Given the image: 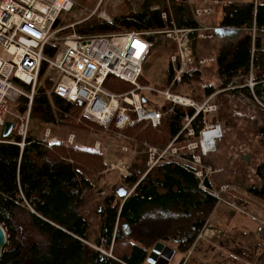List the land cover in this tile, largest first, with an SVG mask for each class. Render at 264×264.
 <instances>
[{"label": "trees", "instance_id": "obj_1", "mask_svg": "<svg viewBox=\"0 0 264 264\" xmlns=\"http://www.w3.org/2000/svg\"><path fill=\"white\" fill-rule=\"evenodd\" d=\"M212 1L170 0L166 20L161 18L159 11L145 10L117 18L112 24L90 19L76 26L74 32L80 36L107 35L120 30L149 33L145 38L150 49L142 63V67L149 68L154 59L151 57L158 55V35H161L158 32L172 27L197 29L200 18L210 28L242 30V36L228 49L209 44L215 37L222 36L220 31L216 30L211 40L190 34V49L195 61L171 89L180 93L184 87L196 85L192 86L193 91H183V94L198 104L219 91L217 115L198 113L189 128L197 136L205 123H218L223 136L217 143L225 164L236 157L238 150L251 149L253 142V151L249 153L254 157L260 154L262 159L244 172V183L237 189L264 204V49L260 38L264 34V0H217L215 5ZM204 7H210L211 14L194 19L193 11ZM210 18L214 26L206 22ZM57 25L58 21L54 27ZM55 49L48 47L45 53L53 55ZM162 53L165 54L159 52ZM200 59L212 61L200 65ZM173 76L172 65L167 60L165 85L158 88L166 89ZM246 76H251V89L245 86ZM210 81L216 83V87L200 88L203 82L207 85ZM138 82L147 87L142 74ZM103 87L116 94L132 90L130 84L112 75L106 77ZM49 89L50 83L44 80L33 95L29 116L34 124H58L77 130L100 129L81 116L84 104H72L55 96L48 99ZM163 103L169 107L168 103ZM27 104V99L20 98L12 106V112L25 115ZM238 105L243 106V111L238 110ZM194 113L193 109L176 106L161 118L159 125H128L122 133L139 143L147 142L156 147L166 146L176 136L179 141H185V131H181L183 116ZM235 129H239L238 133H234ZM11 139L15 143H0V226L6 234L0 264H148V255L157 242L174 250L179 257L175 264H209L196 258L197 250L192 247L217 201L198 188L199 181L187 170L173 163H163L146 173L145 160L132 162L128 175L118 180L128 196L126 199L118 196L121 188L111 189L101 198L93 196L99 209L92 222L84 208L85 193L92 192L93 183L106 180L102 154L76 145H49L29 135L20 148L16 144L20 139L15 134L4 140ZM249 153L242 154L241 160ZM211 164L217 167L215 162ZM221 174L222 171L214 174L210 182L229 184L230 180L227 182ZM204 185L210 186L207 181ZM229 198L247 208L246 202ZM23 213L27 214L30 227L42 237L41 242H24L19 237L16 221ZM259 229L264 232V227ZM259 237L264 238V233ZM224 244L220 241V247L224 248ZM190 250L192 253L187 257ZM249 251L237 244L230 250L233 256L219 252L217 264H241V258L251 259ZM263 258L261 253L259 261Z\"/></svg>", "mask_w": 264, "mask_h": 264}, {"label": "built area", "instance_id": "obj_2", "mask_svg": "<svg viewBox=\"0 0 264 264\" xmlns=\"http://www.w3.org/2000/svg\"><path fill=\"white\" fill-rule=\"evenodd\" d=\"M163 1L169 3L170 0ZM72 7V0H0V143H15L13 139L4 140L5 138L1 136L3 125L11 115L13 123L11 134L20 139L16 144L20 148L23 147L28 137L30 104L42 83V78L50 83V90L46 93L49 98L55 96L72 104H84L81 113L83 117L104 128L112 126L117 135L124 139L126 137L122 131L126 126L138 123L157 126L161 118L172 112L176 106L195 111L192 116L187 114L183 116L186 126L182 131L188 127L187 135L193 136L194 132L189 128L192 119L198 113L210 114L216 111V106L209 102L210 97L197 104L190 97L174 93L171 89L175 83L180 82L181 75L195 61L190 49L189 35L196 33L198 39H212L213 29L200 25L197 29L172 27L158 32L175 45V54L170 57V62L176 66L175 74L169 87L161 90L141 86L138 82L144 57L150 49V44L145 38L149 33L121 31L92 36L73 33L70 36L58 37L64 28L55 29L54 24L61 15L69 13ZM209 13V8L195 11L197 18ZM161 17L166 19V13H162ZM48 47L56 48L53 55L45 53ZM208 61L212 59H200L198 63L203 65ZM108 75L130 84L132 90L116 94L104 89L103 84ZM153 95L160 96L169 107L160 108L159 104L151 99ZM20 98L28 101L25 115H17L10 111ZM49 135L50 131L47 129L44 132L45 141L49 145L57 144V140L49 138ZM222 136V129L218 123H205L197 135L198 140L185 146L186 153L197 150L199 154L196 156L190 153L180 155L177 148L173 147L177 140L176 136L167 148L159 153L152 148L157 156L153 160L154 154L150 155L147 171L160 162L176 164L197 178L202 191L233 211L247 215L236 201L230 202V199L223 197L229 189H231L229 193H234L233 187L219 185L210 191V186L204 185L208 172L199 164L204 157L215 151L216 144ZM72 141L73 136L70 135L68 142ZM101 146V143L96 141L93 148L104 152V163L109 164L106 157L108 147ZM126 150L124 147L123 151ZM168 150L169 157L172 158L166 156ZM110 167V170L117 169L121 176L128 175L127 168L121 162L111 163ZM218 171L215 170L213 173ZM260 223L264 225V222ZM208 228L210 229L208 235L220 237V231L212 229L211 225H208ZM207 231L204 234L200 233L197 238H206Z\"/></svg>", "mask_w": 264, "mask_h": 264}, {"label": "rangeland", "instance_id": "obj_3", "mask_svg": "<svg viewBox=\"0 0 264 264\" xmlns=\"http://www.w3.org/2000/svg\"><path fill=\"white\" fill-rule=\"evenodd\" d=\"M72 2H73V7H72L71 11L67 14L61 15L59 17V19L57 20L58 25H57V27H55V29L64 28L57 35L58 37L70 36L71 34L75 33L74 30H75L76 26H79V25L83 24L84 22H87L90 19L101 20V21H104L106 23L112 24V22L114 20H116L117 18H120L122 16H126V15L138 14V13H141L145 10L159 11V12H161L160 13V16H161L163 12H166L170 9V2L167 3L166 1H163V0H72ZM185 2H187V1H185ZM191 2H187V3H191ZM166 16H167V13H166ZM193 17H194V19L198 20L194 11H193ZM217 18H218V16L216 17V19ZM166 19H167V17H166ZM166 19H163V20H166ZM200 19H199V22H200L201 26H203V27L209 26V25L207 26V24L205 22L200 21ZM206 22L208 24H210L211 26H214V22H213L212 18L206 20ZM208 28H210V27H208ZM211 28H213V27H211ZM121 31H124V30H120L119 32H121ZM242 34H243L242 30L231 31V30L225 29L224 33H222V36H219L218 38L214 36L215 37L214 39H212V40L209 39V40H211V42H209V44H214L215 46H217V48L228 49L240 38V36H242ZM260 38H261L262 47L264 49V34H262ZM162 51H164L165 54H163V53L159 54V52H162ZM174 53H175L174 43L169 39L167 40V38L164 35H158V47L156 50V55L157 54L158 55L156 58L151 57L154 59L152 61H150L149 68L142 67V73L141 74L143 75V78L146 81L145 85H147L149 87H155L157 89H160V88H158L159 85H161V84L165 85V83H163L164 67H165L167 60L169 61L171 55H173ZM44 80L45 79L42 78L41 85L44 84ZM210 82L211 83H209L207 85L205 82H203L200 85V88H202L201 86L206 87L208 85L216 87V83H214L212 81H210ZM245 84H246L245 86H247V88H249V89L252 88L253 82H251V76H246ZM141 86H143V85L141 84ZM192 86H196V85H192ZM192 86H188L187 88L184 87L180 91V93L183 94V91H185L186 93H189L193 89ZM168 87H169V85H168ZM171 88H173V86ZM232 89H234V88H232ZM218 93H219V91H217L214 95L209 96L210 97L209 102L211 104L215 105L217 109H216V111H214L208 115H214L215 116L219 112V103L217 101V94ZM209 97H207V98H209ZM47 98L50 99L51 97L49 98L47 96ZM151 99L156 101L159 104L160 108L165 107L164 106L165 103L162 102L163 99H161L160 96L153 95L151 97ZM193 101L195 103H197L195 100H193ZM50 102H51V100H50ZM237 108L239 111H243L242 105H238ZM184 109H189V108H184ZM10 111H12V110H10ZM11 120H12V117H11V115H9L8 121H11ZM88 121H90V120H88ZM76 122L78 123L79 120H76ZM90 122L95 124V126L96 125L100 126V125H98L92 121H90ZM34 125H36V126H34ZM185 126H186V122L183 120L182 129ZM99 128L100 129H98V130H95L94 128H89L88 130H79V129L77 130V129H72L70 127L61 126L58 124H54L53 126H43V125L38 126L37 124H34L30 120V116H29V125H28V135L33 137V138L40 139L43 141H45L44 132L47 129H49V131H50L49 138H55L58 143H63V144L69 145V146L76 145V146L85 147L87 149H92L96 152L101 153L102 156H103L104 152H102L100 150H95L93 148V145L95 144L96 141H99L102 146L108 147L107 155L109 156V164H105L104 160H103V163L106 166V169L103 172V174L106 176V180L104 181V183H102V182L93 183L92 192H86L85 193L84 208L88 214V219L92 220V222H95L96 209L97 210L99 209V208H97V206L94 202V198H97V197L101 198V197L105 196L106 193L111 189L116 191L119 188H121L120 182L118 180L120 177H124V176L119 175V171L117 169L110 170V168H111L110 164L111 163L115 164L116 162H121L124 165V167H126L127 170L129 171V166L132 162L135 161V162L139 163V162L145 160V167L148 169L147 165L150 161V155L154 154L153 160H155L157 153H159V151L166 149L167 146L170 144V142L173 140L172 139L166 146L156 147V146L148 144L147 142L139 143L133 137L126 136L123 133V135L126 137V139H124V137L117 135V133L115 132V130L113 129L112 126H109L107 128L100 126ZM241 128H240V131H241ZM182 129H181V131H182ZM187 129H188V127L186 129H184L187 139L185 141H179L177 139L176 142L173 144V147L177 148V151L180 155H184V154L188 155V153H190V152L186 153L185 146H187L189 143H192L194 141L196 142L198 140L197 136H195V135L188 136L187 135ZM238 130L235 129L234 133H236V132L238 133ZM247 133H250V132H247ZM70 135L73 136V141L71 143L68 142V138ZM218 143L216 144L215 151L208 154V156L204 157L199 164V165L203 166L208 172L207 181L210 184L209 190L211 191L212 189H215L218 187V186H216V184L210 182V180L212 181V176L214 174H217V172L213 173V171L220 170V168L222 167L221 171L223 174H221V176L222 177L224 176V180H226L227 182H229V180H230L229 184H222V185H227L229 187L234 188V193H229V192H231V189H229V191L227 193H225L223 195V197L225 199H230V202H232V201L234 202L235 201L234 199L229 198V196L232 195V197H236V198L240 199L242 202H246L247 208H244L243 206H241L238 203L237 204L240 205L247 212V215L241 214V213L236 212V211H235L236 212L235 213L233 210L228 209V207L218 206V209L224 208L225 213L220 214L219 212H217V214H215L213 216V218L211 219V222L206 223L204 225V227L202 228V230L200 231V233L204 234V232L208 230L206 233V238L207 237H210V238L206 239V238L202 237L203 239H200L202 241H200L199 243H197L195 245L196 250L199 252L198 253L199 260L201 262H204V263L209 262L210 264H217V262H219L218 261L219 260V254H220L219 252H222L223 254H228L230 256L231 253H229V251L231 249H233L232 246L237 245V243H238L240 246L244 247L245 249H249L250 250L249 254L251 255L250 260L241 258V260H239L241 264H264V258L262 261H259V257L261 255V253L264 254V238L259 237V235L261 233H264L262 230L259 229L260 226L264 227V225L262 223H260V222H264V204L259 202V201L254 200L253 198L247 196L245 193H243L241 191H238V189H237L238 185L244 183L242 181V177H244V175H243L244 172L249 171V169H251L255 164L256 165L259 164L262 157L260 154H259V157H254L249 153V152L253 151L252 150L253 149V147H252L253 142L251 141V143H250V145H252L251 149H250V147H248L247 149L244 150V152L238 150V152H235L236 157L234 159H232L228 164H225L224 159L223 158L221 159L222 149L218 145ZM255 146L260 152V148L257 145V143ZM124 147L127 149L126 151H123ZM152 148H155L157 153H153ZM246 152L249 153L250 155L246 156L245 160L242 161L240 156L242 154H245ZM169 154H170V150L167 151L166 156L169 157ZM190 154H192L193 156H196L199 154V152L197 150H193L192 153H190ZM169 158H172V157H169ZM239 158H240V160H239ZM253 158H255V161ZM175 160H177V159H175ZM213 162H215L217 167H213L212 164L210 165V163H213ZM242 164H244V166ZM107 169H109V171H107ZM251 175H252V172L250 170V174L248 176L250 177ZM219 185H221V183H219ZM93 196H94V198H93ZM218 203L222 204L221 202H218ZM218 209H217V211H219ZM220 216H221V218L234 216L233 228L230 231L233 233H230L228 235L229 237H226V239L223 236H221L222 239L217 241V239L214 236L208 235V234H210V232H209L210 229L208 228V225H210V223H211L212 229L217 228L216 222L219 221ZM229 220H230L229 227H231L232 219L230 218ZM16 225L18 228L19 237L21 238L22 241H24V242H26L28 240L29 241L32 240V241H36V242L42 241V237L33 228H31L30 225L28 224V216L26 213H23L18 218V220L16 221ZM219 229H222V227ZM223 231L228 232V228H225V230H223ZM200 233H199V235H200ZM223 235H224V233H223ZM231 236H234V237H231ZM220 241H223V243L225 242V244H224L225 249L219 247ZM202 244H204V245H202ZM246 251H248V250H246ZM195 257L197 258L196 255H195ZM177 259H178V256H177V254L174 253V255L172 256V258L170 260V263L177 261Z\"/></svg>", "mask_w": 264, "mask_h": 264}, {"label": "water", "instance_id": "obj_4", "mask_svg": "<svg viewBox=\"0 0 264 264\" xmlns=\"http://www.w3.org/2000/svg\"><path fill=\"white\" fill-rule=\"evenodd\" d=\"M144 101V99H142ZM13 123L11 121H7L4 123L2 128L1 136L2 138H7L11 135ZM128 192L121 188L118 192V196L126 199L128 196ZM6 243V235L3 228L0 226V256L3 250V247ZM174 255V250L169 246L164 245L163 243L157 242L151 249L150 254L147 258L148 264H169L172 256Z\"/></svg>", "mask_w": 264, "mask_h": 264}, {"label": "crops", "instance_id": "obj_5", "mask_svg": "<svg viewBox=\"0 0 264 264\" xmlns=\"http://www.w3.org/2000/svg\"><path fill=\"white\" fill-rule=\"evenodd\" d=\"M217 0H215V1H213L211 4H217V2H216ZM170 2V1H169ZM209 3V2H208ZM204 8H209L210 9V13L209 14H211V11H212V9L210 8V7H204ZM163 13H166V12H163ZM209 14H203V15H201V16H204V15H209ZM167 17V16H166ZM200 26V25H199ZM211 29H213L212 31H211V33H212V35H213V38H214V36H215V31L217 30V31H220V33L222 34V33H224V30L226 29V28H222V29H215V28H211ZM215 29V30H214ZM228 30H231V31H234L235 29H228ZM238 31V30H237ZM241 37V36H240ZM170 61V60H169ZM171 63V62H170ZM171 65H172V63H171ZM172 68H173V72H174V74H175V68H176V66H173L172 65ZM179 94H181V93H179ZM183 95H185V94H183ZM185 96H187V95H185ZM163 102V101H162ZM106 157H107V159H108V161H109V156L106 154ZM103 160H104V155H103ZM158 164H163L162 162H160V163H158ZM158 164H156V165H158ZM156 165H154L153 167H155ZM152 167V168H153ZM151 168V169H152ZM150 169V170H151ZM221 170H219L217 173H219ZM148 171L146 170V173H147ZM222 184H224V183H221V185ZM210 185V184H209ZM216 186H219V184H217ZM198 188L200 189V186H199V184H198ZM201 190V189H200ZM204 192V191H203ZM218 206H224V207H227L226 205H224V204H219V203H216V206H215V208H214V210H213V212H212V214H211V217L208 219V221L206 222V223H208V222H211V219L213 218V216L215 215V214H217V212H219L220 214H223V213H225V211H224V208H219L218 209ZM217 209L219 210V211H217ZM228 209H230L229 207H228ZM230 210H232V209H230ZM232 219V225H231V227H229V225H230V220L229 219ZM233 218H234V216L233 217H226V218H221V216H220V218H219V221L218 222H216V225H217V228H215L216 230H218V231H220L221 232V234H220V237L219 238H216L217 239V241H219V240H221L222 238H221V236H223L225 239H226V237H229L228 235L230 234V233H233V232H230L231 231V229L233 228ZM205 223V224H206ZM210 225H211V223H210ZM212 226V225H211ZM222 227V229H219V228H221ZM225 228H228V232H226V231H223V230H225ZM226 232V233H225ZM223 233H224V235H223ZM231 237H234V236H231ZM200 241H202V240H200V239H196V242H195V244H194V246L192 247V249L193 248H195V245L197 244V243H199ZM238 244V243H237ZM202 245H204V244H202ZM235 245H233L232 247H234ZM219 247H220V243H219ZM222 248V247H221ZM191 249V250H192ZM189 251L188 252V254H187V257H189L190 255H191V253H192V251ZM175 253V252H174ZM198 251L196 252V256H197V258L199 259V256H198ZM229 253H231L230 251H229ZM226 255H228V254H226ZM230 256H233L232 255V253H231V255ZM236 258V257H235ZM178 259H179V257H178ZM178 259H177V261H178ZM175 262L176 261H174V262H172V263H170L169 262V264H175ZM209 263V262H208ZM210 264V263H209Z\"/></svg>", "mask_w": 264, "mask_h": 264}]
</instances>
